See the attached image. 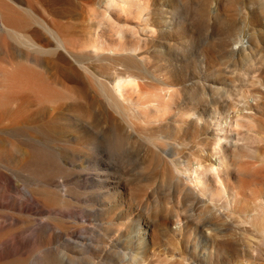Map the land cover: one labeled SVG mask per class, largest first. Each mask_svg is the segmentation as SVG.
Here are the masks:
<instances>
[{
    "label": "rangeland",
    "instance_id": "1",
    "mask_svg": "<svg viewBox=\"0 0 264 264\" xmlns=\"http://www.w3.org/2000/svg\"><path fill=\"white\" fill-rule=\"evenodd\" d=\"M94 1L98 8L101 0ZM133 10L137 28L126 32V41L138 47L132 53L137 56L122 64L97 62L96 68L110 81L116 68L137 75L142 83L133 92L137 102L158 99L168 89L176 102L136 111L133 125L109 108L105 96L74 82L84 94L101 97L105 107L97 101L87 116L74 112L69 140L63 136L64 120L57 123L59 169L65 176L58 189L72 213L62 217L68 232L52 246L69 252L84 246L79 260L92 264H239L244 258L264 264V233L246 219L257 208L252 197L264 192V95L257 92H264V0H140ZM91 11L84 6L74 18L77 48L91 39ZM194 98L205 107L203 121L190 123L184 132L181 114ZM238 114L248 115L251 123L230 131L228 122ZM219 138L221 154L228 156L220 169L227 187L222 198L202 194L188 172L178 173L173 163L162 161L177 158L183 168L200 161L217 164ZM163 141L170 143L167 152L157 147ZM243 177L248 182L240 187ZM237 192L236 204L223 209ZM131 214L136 216L132 228ZM186 245L195 246L200 258H190ZM257 249L262 256L254 258L250 252ZM59 262L55 258L54 264Z\"/></svg>",
    "mask_w": 264,
    "mask_h": 264
},
{
    "label": "bare ground",
    "instance_id": "2",
    "mask_svg": "<svg viewBox=\"0 0 264 264\" xmlns=\"http://www.w3.org/2000/svg\"><path fill=\"white\" fill-rule=\"evenodd\" d=\"M139 1L101 0L97 8L94 0H0V264H32L34 259L40 264H54L55 258L60 259V264H92L79 260L78 253L84 246L77 252L52 246L57 236L68 232L61 224L62 217L72 213V205L58 189L65 176L59 169L62 155L56 137L62 131L57 123L64 120L63 136L69 140L74 112L87 116L96 104L105 107L101 97L84 94L82 86L76 88V80L105 96L109 108L122 112L133 125L136 111L162 110L176 102L171 89L158 99L137 102L133 92L142 87L137 75L125 68H116V78L110 81L96 68L97 62L122 64L137 56L132 53L138 47L126 41V32H136L137 23L131 21V17ZM84 6L92 10L93 19L89 24L92 34L87 43L77 48L73 40L74 18ZM123 15H126L125 21L121 20ZM257 92L259 96L264 95L262 90ZM200 106L201 102L194 98L192 107L182 112L184 132L190 123L203 121L201 111L205 107ZM248 117L238 114L234 120L230 119L228 128L232 131L234 125L251 123ZM133 125L129 127L132 134ZM169 144L168 141L158 142L157 147L167 152L165 148ZM221 149L219 138L218 162L209 166L200 161L183 168L177 158L168 160L160 156L164 165L173 163L176 172H188L189 180L202 194L219 199L226 196L227 188L220 169L228 156L221 154ZM233 158L236 155H232ZM163 173H168L167 167L163 168ZM214 174L218 176L215 180ZM27 180L35 181L36 186H29ZM239 182L242 187L248 180L243 177ZM236 195H232V201L228 200L223 209L236 204L238 192ZM263 200L264 192L252 197L257 208L248 213L246 219L264 233V209L258 210V206L264 208ZM46 213L49 216L43 221L41 216ZM135 218L131 214L128 219L131 228ZM192 218L193 215H189L188 223ZM84 245L89 247L90 242ZM184 248L190 258H200L195 246ZM115 253L114 260L119 261L120 252ZM250 253L254 258L262 256L258 249ZM241 261L239 264H256L249 258Z\"/></svg>",
    "mask_w": 264,
    "mask_h": 264
}]
</instances>
